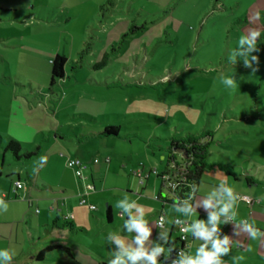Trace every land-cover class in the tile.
Returning <instances> with one entry per match:
<instances>
[{
	"label": "rangeland",
	"instance_id": "obj_1",
	"mask_svg": "<svg viewBox=\"0 0 264 264\" xmlns=\"http://www.w3.org/2000/svg\"><path fill=\"white\" fill-rule=\"evenodd\" d=\"M105 1L0 0V185L12 186L6 177L11 171L36 173L38 159L18 163L4 153L8 138L23 143L22 153L43 147L47 161L40 177L53 185L63 172L73 173L68 158H98L101 178L95 181L99 195L93 215L105 224L110 206L111 232L125 235L115 204L124 193L135 200L143 195L150 221L157 204L153 189L159 188L174 152V137L211 132L215 156L208 161L221 160V152L260 178L256 166L245 161L249 154L233 158L242 152L232 149L259 148L250 155L264 156V0H118L114 9L101 13ZM256 12L260 19L250 24ZM131 27L138 31L120 46ZM249 27L262 29L254 74L242 60L229 63ZM57 54L67 59L65 78L51 87L50 62ZM232 75L238 84L227 88L222 77ZM108 126L120 127V137H97ZM55 134L64 139L53 141ZM175 155L179 161L180 154ZM138 171L143 180L149 177L147 191L134 175ZM239 174L246 186L244 173ZM99 238L109 253L95 257L108 261L116 246L105 235ZM248 245L264 254V243ZM186 246L194 254L189 239Z\"/></svg>",
	"mask_w": 264,
	"mask_h": 264
},
{
	"label": "crops",
	"instance_id": "obj_2",
	"mask_svg": "<svg viewBox=\"0 0 264 264\" xmlns=\"http://www.w3.org/2000/svg\"><path fill=\"white\" fill-rule=\"evenodd\" d=\"M13 138L19 141L18 138ZM52 138L53 141H62L64 139L63 135L58 134L53 135ZM232 141L233 139L230 140L231 143ZM239 141L241 143H247L245 140H238L237 142ZM20 143L23 145L22 142ZM232 150L242 152L239 155H233V158L237 157L243 159L249 154L248 159L245 161L251 162L256 166L257 172L261 175L260 178H257L256 175L252 173L253 169L244 171L241 165L234 163V160L228 157L229 155H225L221 152L219 153L221 160L218 161L216 159L215 161H208L215 156L211 148L209 158L207 159V164L211 165V167L205 169L202 175L199 184L200 192L198 195H206L222 179H226L228 185L234 187L240 195L256 196V199L264 197V180H262L264 163H261L264 161V156L260 154L250 155L251 153H259L261 150L259 148H233ZM173 154H175V152L172 153V156ZM96 159L99 161L98 158ZM169 159L163 173L167 171L168 167L170 169L172 168V165H169ZM93 160L88 161L91 164V168L85 174L86 180L78 179L74 172L68 173L65 171L63 172V177H60L55 185L40 177L41 169H39L33 177L28 170L11 171L9 174L6 173V177L13 184L12 186H8L7 189L0 185V197L4 198L9 204L8 211L6 213H0V249H9L11 252L15 253L12 264H100L108 262L107 260L97 259L95 257L98 256L103 258L105 253L106 255L109 253V248L104 244L103 240L100 238L98 239V236H107V234L111 232L110 229L111 226H113V217L110 206L108 207V209H110V219L106 213L107 220L105 224L102 222V219L100 220L97 216L95 217L93 215V212L98 211V207L93 201L99 195L96 190L95 181L101 178L100 167L96 166L99 163L94 165L92 163ZM107 161L109 162V159ZM226 161H230V163L226 164ZM2 168L3 165H1V169ZM213 170L220 171L221 173H214L212 172ZM239 172H242V174L244 173L243 176L246 186L243 184L242 178L239 177ZM204 175H206L207 181L203 179ZM23 177L25 179H23ZM148 179L145 178L142 182L140 181V184L146 187V190L144 189L145 191H147V185L145 186V183ZM17 181L23 185V188L20 190H17L16 186H14ZM39 182L42 183V186L38 187ZM88 183L93 184L94 191L88 192L86 190V185ZM67 184H70V189L67 188V186H69ZM255 186H259L262 192H256L254 189ZM160 191L161 179L159 188L153 189L157 204L152 206L153 213H150V224L152 226H154V221L158 220L161 213H164L169 221L175 218H183L174 210H170V212L166 210V207L172 208L171 204L157 200ZM162 197L167 199L164 192ZM198 198L200 197L198 196ZM82 199L86 200L85 204H81ZM146 200L148 199L143 197V195L137 197V202L144 206L146 205ZM90 206H95L96 210H90ZM197 211L199 216L194 217V219H207V213L202 208ZM237 211V219H249L250 222L255 223L256 227L264 231V201L257 203V201L253 200L252 205H247L240 200L238 202ZM165 227L171 229L170 238L173 240V235L176 233L175 227L172 224H166ZM231 227L228 225H221L222 235L228 234L231 236L234 226ZM113 231L118 232V230ZM158 232L159 229L156 228L154 237L158 235ZM123 233L128 235L126 231H123ZM178 238L179 236L176 237V239ZM155 239L156 237L154 240ZM188 239L192 244L191 248L195 250L198 246V241L193 240L190 234ZM233 239L242 240L244 244L252 242L257 246L264 243L250 241L247 236L233 237ZM235 244L236 242H234L232 246ZM187 249L188 247L186 246V251ZM45 251L46 253L41 258L40 255ZM232 253L245 256L241 264H264V254L258 251L245 252L240 247H237L235 250L232 249L229 254ZM159 259H164V257L161 256ZM223 259L231 264L228 257L225 256Z\"/></svg>",
	"mask_w": 264,
	"mask_h": 264
},
{
	"label": "clouds",
	"instance_id": "obj_3",
	"mask_svg": "<svg viewBox=\"0 0 264 264\" xmlns=\"http://www.w3.org/2000/svg\"><path fill=\"white\" fill-rule=\"evenodd\" d=\"M259 19L260 12H256L249 17V23L255 24ZM261 35L262 29L258 27H249L243 32L236 47L230 52L229 63L235 65L238 60H242L245 68L251 69L253 74L256 73L259 70V57L253 53L259 51L258 39ZM222 83L227 88H234L238 84L234 75L222 77ZM46 161V156H40L33 172L43 167ZM186 186L190 191L186 192L184 198L177 197L171 204L172 209L183 218L169 221L166 216H160L154 221V226L159 229L156 240L150 239L153 227L145 218L148 214L146 207L124 193L115 207L120 210V216L124 219L123 231L128 235H121L120 232L107 234L106 241L116 246V250L110 253L107 264H164L165 261L170 264H229L223 257L232 251L234 242L245 252L253 250L250 245L246 247L242 240L233 237L247 236L250 241L264 242V231L256 227L254 222H250L249 219L237 221L238 202L243 199L251 203V200L248 197H241L234 187L228 185L226 179H222L204 196L198 195L200 186L195 181ZM168 187L175 191L180 186L169 181ZM261 201H264V197L257 198V203ZM200 208L207 213L206 220L194 219L199 216L197 210ZM8 209V202L0 197V213H6ZM229 223L234 225L233 234L222 235L221 225ZM166 224L178 227L183 239L187 240L190 234L193 240L200 242L194 254L180 249L175 258H172L176 247L170 238L171 229L165 227ZM128 236H131V239ZM14 255L15 253L9 249H0V264H12ZM161 256L164 257V261L159 259ZM244 259L245 256L242 254L235 255L231 259V264H241Z\"/></svg>",
	"mask_w": 264,
	"mask_h": 264
},
{
	"label": "trees",
	"instance_id": "obj_4",
	"mask_svg": "<svg viewBox=\"0 0 264 264\" xmlns=\"http://www.w3.org/2000/svg\"><path fill=\"white\" fill-rule=\"evenodd\" d=\"M118 0H106L105 3L100 7V12H105L116 7V3ZM262 24L264 27V12L261 14ZM138 29L130 28L129 32L125 34L121 41L120 46L124 45L126 39L136 33ZM263 40L260 43L261 49L264 51V32H263ZM83 53V52H82ZM67 64V59L64 55L57 54L50 62L51 66V78H50V86H54L56 81L63 80L65 78V66ZM120 127L108 126L101 131L97 137L99 138H110V137H120ZM213 133L204 132L202 134H187L184 137H174L172 139L170 150H180V160L178 161L176 155L169 159V165H172V168H167V171L162 174V176L167 175L168 181L178 184V187L175 191L171 188L167 187V181L161 179V191L157 197L158 201L163 203L172 204L173 200L177 197L184 198L186 192L190 191L187 188L186 184H190L195 181L198 185L201 182L202 175L205 169L211 167V165L207 164V159L209 158L211 144L213 143ZM22 145L21 143L14 139L8 138V143L4 148V153H10L15 161L17 162H29L33 160L39 159L41 153L43 151V147L41 145L37 146L34 152H26L22 153ZM90 163V162H87ZM19 182V181H17ZM16 183V182H15ZM163 192L166 194L167 199L162 197ZM107 215L110 219V209L107 211ZM177 232V231H176ZM175 249L173 251L174 258L177 252L180 249H184L186 251V246L184 243L180 242L179 238L174 241ZM55 249V248H52ZM43 252L40 257L42 258L44 254ZM164 261V259H160ZM107 264V263H100ZM164 264H166L164 262ZM170 264V263H169Z\"/></svg>",
	"mask_w": 264,
	"mask_h": 264
},
{
	"label": "built area",
	"instance_id": "obj_5",
	"mask_svg": "<svg viewBox=\"0 0 264 264\" xmlns=\"http://www.w3.org/2000/svg\"><path fill=\"white\" fill-rule=\"evenodd\" d=\"M61 156L64 157V155H62V154H61ZM92 163H93L94 165H96V164L99 163V161H98L97 159H95V160H93ZM66 166L74 172L75 176H76L78 179H82V180H86V179H87L85 174H86V172L89 171L90 168H91V164H90V163L84 162V161H82V160H80V159H76V158H68V159H67V162H66ZM134 175H135L137 178H139L140 181L142 182L143 177H142L140 171L136 172ZM165 177L168 178L167 175H165V176H162V175H161V178H162L163 180L167 181V187H168V183H169V181H168V179L166 180ZM15 186H16V189H17V190H20V189L23 188V185H22L20 182H16V183H15ZM168 188H169V187H168ZM86 190H87L88 192H90V191H94V186H93V184L88 183V184L86 185ZM241 197H247V196H241ZM248 198H249V197H248ZM249 199H250V198H249ZM250 200H251V199H250ZM241 201L245 202V203L248 204V205H252V204H253V201H252V200H251V203H248V202L244 201L243 199H241ZM85 203H86V200L82 199V200H81V204H85ZM90 210L94 211V210H96V207H95V206H90ZM37 212H38V211H37ZM162 215H163V216H166L164 213H161V214L159 215L158 219H159L160 216H162ZM175 219H176V218H175ZM174 227H175L177 233H179V240H180V242H182V243L185 244L186 241H187L188 239H187V240L183 239V234L179 231V228L176 227V226H174Z\"/></svg>",
	"mask_w": 264,
	"mask_h": 264
},
{
	"label": "water",
	"instance_id": "obj_6",
	"mask_svg": "<svg viewBox=\"0 0 264 264\" xmlns=\"http://www.w3.org/2000/svg\"><path fill=\"white\" fill-rule=\"evenodd\" d=\"M177 153H181V151L180 150H175ZM172 258H174V255L172 254ZM165 263L166 264H169L170 262H168V261H165Z\"/></svg>",
	"mask_w": 264,
	"mask_h": 264
}]
</instances>
